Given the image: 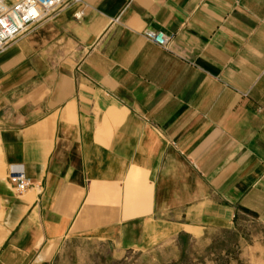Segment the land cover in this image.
Masks as SVG:
<instances>
[{"label": "crops", "instance_id": "obj_1", "mask_svg": "<svg viewBox=\"0 0 264 264\" xmlns=\"http://www.w3.org/2000/svg\"><path fill=\"white\" fill-rule=\"evenodd\" d=\"M240 219L264 222V0H81L0 51V264Z\"/></svg>", "mask_w": 264, "mask_h": 264}, {"label": "rangeland", "instance_id": "obj_2", "mask_svg": "<svg viewBox=\"0 0 264 264\" xmlns=\"http://www.w3.org/2000/svg\"><path fill=\"white\" fill-rule=\"evenodd\" d=\"M40 252L29 263L16 257V264H264V222L240 219L231 229L210 227L204 235L195 228L149 249L123 250L109 241L65 237L52 242L45 258H38Z\"/></svg>", "mask_w": 264, "mask_h": 264}, {"label": "built area", "instance_id": "obj_3", "mask_svg": "<svg viewBox=\"0 0 264 264\" xmlns=\"http://www.w3.org/2000/svg\"><path fill=\"white\" fill-rule=\"evenodd\" d=\"M80 2L81 0H0V51L21 35L29 32L42 19L49 18ZM80 15L81 11L74 13L75 18ZM113 21H117V18ZM141 34L158 47L169 50L170 35L149 28H144ZM5 177L17 194L36 186L25 175L21 165L9 166Z\"/></svg>", "mask_w": 264, "mask_h": 264}]
</instances>
